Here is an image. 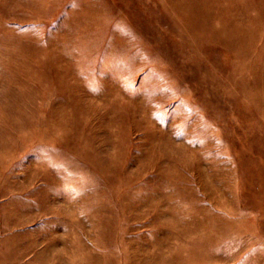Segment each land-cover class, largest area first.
<instances>
[{"label":"rangeland","instance_id":"1","mask_svg":"<svg viewBox=\"0 0 264 264\" xmlns=\"http://www.w3.org/2000/svg\"><path fill=\"white\" fill-rule=\"evenodd\" d=\"M0 264H264V0H0Z\"/></svg>","mask_w":264,"mask_h":264}]
</instances>
